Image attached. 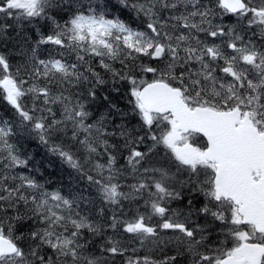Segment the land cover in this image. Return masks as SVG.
<instances>
[{
  "label": "snow or ice",
  "instance_id": "1",
  "mask_svg": "<svg viewBox=\"0 0 264 264\" xmlns=\"http://www.w3.org/2000/svg\"><path fill=\"white\" fill-rule=\"evenodd\" d=\"M0 17L45 22L23 63L0 53V264H264V0H0ZM21 132L85 187L30 174Z\"/></svg>",
  "mask_w": 264,
  "mask_h": 264
},
{
  "label": "trees",
  "instance_id": "2",
  "mask_svg": "<svg viewBox=\"0 0 264 264\" xmlns=\"http://www.w3.org/2000/svg\"><path fill=\"white\" fill-rule=\"evenodd\" d=\"M57 19L59 20L60 17L58 16ZM0 22H3L2 17H0ZM9 23H13V21H9ZM44 24V21H40L39 24L34 26L25 21L22 27L9 28L5 33L0 34V53L6 54L13 65L23 63L26 58L31 56L30 48L35 45V41L39 38L40 33L36 31V28L40 27L41 31H44L45 29L41 27ZM47 30L50 31V27ZM45 47H48L49 51L53 50L52 46H41V49ZM46 57L47 52L44 53L42 58ZM111 98L120 107H124L126 104V100L116 93H112ZM106 104L107 102L102 98L95 102L92 106L94 113L99 115L106 112ZM0 117L4 119H12L13 117L10 106L3 101H0ZM17 143L22 145L21 151L30 157L29 173L34 174L41 182L46 183L50 190L60 188L67 192L69 187H85L86 182L79 181L74 170L69 168L58 156L52 154L34 136L21 132Z\"/></svg>",
  "mask_w": 264,
  "mask_h": 264
},
{
  "label": "rangeland",
  "instance_id": "3",
  "mask_svg": "<svg viewBox=\"0 0 264 264\" xmlns=\"http://www.w3.org/2000/svg\"><path fill=\"white\" fill-rule=\"evenodd\" d=\"M109 232H110V230H109Z\"/></svg>",
  "mask_w": 264,
  "mask_h": 264
}]
</instances>
